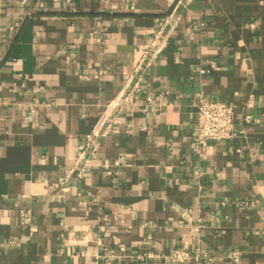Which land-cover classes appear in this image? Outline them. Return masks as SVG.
<instances>
[{
	"label": "crops",
	"instance_id": "1",
	"mask_svg": "<svg viewBox=\"0 0 264 264\" xmlns=\"http://www.w3.org/2000/svg\"><path fill=\"white\" fill-rule=\"evenodd\" d=\"M163 91L170 104L146 100ZM199 92L234 105L237 131L201 157ZM108 114L78 178L85 136ZM197 239L212 264H236L234 249L237 264H264V0H0V264H92L120 246L112 264H176L135 255Z\"/></svg>",
	"mask_w": 264,
	"mask_h": 264
},
{
	"label": "built area",
	"instance_id": "2",
	"mask_svg": "<svg viewBox=\"0 0 264 264\" xmlns=\"http://www.w3.org/2000/svg\"><path fill=\"white\" fill-rule=\"evenodd\" d=\"M181 13H174L171 24L169 25V30L171 31L181 20ZM167 22V21H166ZM165 22V23H166ZM203 23L201 22L197 27L202 28ZM86 39L94 40L97 43L102 42V33L98 35H90ZM165 39H163L164 41ZM155 43V42H154ZM160 46H157L156 50L149 55L147 53L143 54L138 60L134 71L126 80V95L124 101L128 98L133 97L137 92H140L142 89V82L144 76L147 73L149 67L151 66L152 60L156 57L160 51ZM216 63L214 61L208 62L207 68H200L199 73L205 74L210 72V70L215 69ZM168 96L167 91L160 92L154 97L146 96V100L149 103L153 101L156 102L155 106L160 109L163 106L170 104L166 97ZM249 105V103H248ZM115 106V105H114ZM113 105L111 106L114 107ZM195 134L191 142V150L193 153L199 157L203 156L202 149L205 145L214 141H230L237 135L235 118H234V105L217 100L210 99L205 96L203 92H199L196 95L195 102ZM252 116L247 115L246 120H251ZM106 121H111L110 114L106 115L102 120H100L91 132H89L83 141L82 150L76 160V168L74 170L77 172V177L82 178L86 169L88 168L91 160L96 156L98 147L100 144V138L107 135V129L110 126V123L107 124L108 127L104 128ZM104 128V129H103ZM73 171V170H72ZM72 171L68 172V177ZM110 174V172H107ZM226 200L221 202V205H225ZM243 205H254V202H242ZM22 216H27L24 211H21ZM214 219V217H212ZM216 219V218H215ZM199 226H202V219H199ZM181 223V222H180ZM126 250L123 246L118 248V253H110L106 255H99L98 253L93 254L92 264H100L99 260L105 258L103 264H112L114 260L121 257L127 256L125 254ZM79 255H85L83 250H79ZM241 252L239 250H231L227 253V257L230 258L234 263L240 262ZM137 259L147 257L151 259H164L174 262L176 264H189L193 262L194 264H212L215 261V258L202 247L200 240H196L192 248H186L180 245L172 247L168 252H152L146 251L142 254L135 255Z\"/></svg>",
	"mask_w": 264,
	"mask_h": 264
}]
</instances>
